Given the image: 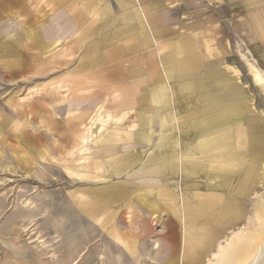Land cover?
Listing matches in <instances>:
<instances>
[{"label": "crops", "instance_id": "0c3cea01", "mask_svg": "<svg viewBox=\"0 0 264 264\" xmlns=\"http://www.w3.org/2000/svg\"><path fill=\"white\" fill-rule=\"evenodd\" d=\"M254 72L264 0H0V156L122 262H192L251 211Z\"/></svg>", "mask_w": 264, "mask_h": 264}, {"label": "rangeland", "instance_id": "374dc122", "mask_svg": "<svg viewBox=\"0 0 264 264\" xmlns=\"http://www.w3.org/2000/svg\"><path fill=\"white\" fill-rule=\"evenodd\" d=\"M257 89L252 99L257 116L264 118V93ZM245 177L249 187L241 192L242 196H252L251 211L239 225L253 214L259 198L264 200V162L256 160ZM73 220L71 208L55 183L30 177L13 159L0 156V264H126L119 253L109 252L103 238L81 235L79 222L75 225ZM190 232L194 234V230ZM211 232L209 226L199 236H186V249L196 254L185 264L204 263ZM164 239L165 244L177 247V239ZM171 250L169 247L162 253V264H176L177 256Z\"/></svg>", "mask_w": 264, "mask_h": 264}, {"label": "bare ground", "instance_id": "6f19581e", "mask_svg": "<svg viewBox=\"0 0 264 264\" xmlns=\"http://www.w3.org/2000/svg\"><path fill=\"white\" fill-rule=\"evenodd\" d=\"M253 76L264 93L263 76L256 72ZM259 200L243 225L237 223L236 230H229L228 235L207 246L203 264H264V200Z\"/></svg>", "mask_w": 264, "mask_h": 264}]
</instances>
